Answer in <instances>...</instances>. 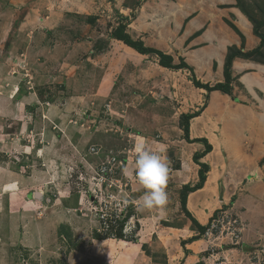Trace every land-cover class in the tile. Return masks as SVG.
<instances>
[{
  "label": "rangeland",
  "instance_id": "374dc122",
  "mask_svg": "<svg viewBox=\"0 0 264 264\" xmlns=\"http://www.w3.org/2000/svg\"><path fill=\"white\" fill-rule=\"evenodd\" d=\"M1 1L8 14L0 5V176L27 184L5 196L9 205L0 200V264H73L72 257L74 264H101L111 245L142 242L150 225L147 255L152 243L166 250L162 226L179 225L193 230L190 258L204 257L191 264H264V166L252 161V125L242 122L264 110V91L242 79L264 67V0ZM120 24L187 67H165L118 40ZM231 54L230 93L197 86L195 79L225 82ZM198 138L211 144L207 161V143ZM138 145L167 163L171 211H138ZM105 164L111 171L101 175ZM36 169L47 176L32 184ZM200 188L201 211L187 203ZM103 212L116 225L103 224ZM208 214L224 225L215 228L223 230L219 237L208 239L193 223L208 225ZM187 241H179L185 252ZM175 246L153 253L150 264L175 258Z\"/></svg>",
  "mask_w": 264,
  "mask_h": 264
},
{
  "label": "crops",
  "instance_id": "0c3cea01",
  "mask_svg": "<svg viewBox=\"0 0 264 264\" xmlns=\"http://www.w3.org/2000/svg\"><path fill=\"white\" fill-rule=\"evenodd\" d=\"M0 5L3 7V12H5L4 14H8V12H7L8 7H6V4L3 1H1ZM10 12L11 11L9 10V13ZM54 19L55 18L51 19V21H50L51 24H53L56 21V19H55V21H54ZM244 74L245 75L242 77V79H243L245 85L250 88V90H255V89L258 88V89H261V90L264 91V67H262V70H260V71L259 70H253V71H250L249 73L247 72V73H244ZM217 97L220 98V100H223V101L226 100L227 103L230 102V101L227 100V98L225 96H222L221 94H219V96L217 95ZM218 101H219V99H218ZM212 103H211L212 104V108L216 107L217 112H220L221 111L220 110L221 107H219V106H221L222 104L218 105V107H217L218 103L216 102V100H215V102H212ZM230 104L231 105H235L234 102H230ZM238 105H239V103H238ZM237 118L240 119L239 117H237ZM247 119H248V117L243 119L242 122L243 123H249L250 122V126L252 125L251 131L253 132L252 136H253V140H254V144L252 145L253 146V154H254L252 156V161H255L257 163H261L264 166V110H263L262 113L257 115L256 121L255 120L246 121ZM200 131L202 132V129ZM195 136H202V134H197ZM192 137H194V136H192ZM194 143L197 144V146H196L197 148H199L201 150L204 149V145H203L202 142L200 143V142L197 141V142H194ZM207 155L205 156L206 158L205 157L202 158V159H204L203 161H207V157H209ZM36 170L37 171L39 170V174H38V176H35V178L32 175V181H31L32 184L39 180V179H37L38 177L42 179V178H45L47 176V173L45 171H42L41 169H36ZM37 171H35V172L37 173ZM180 172L184 173V170H181ZM175 173H177V172H175ZM0 175H2V174H0ZM3 176H5V175H3ZM3 176H0L1 179H2V181L0 183V190L4 194H2V196L0 197V200H4V203L7 206V205H9V199L5 200V196H10V192L11 191H16V190L24 191L25 190L24 187H25V185L27 183L23 184L21 186V180H19L17 182V180L16 179L14 180V178L6 179ZM4 181L17 182V184H18L17 188H15V189L14 188H9L7 190H6V188H4V192H3V188L2 187H3V185L5 187V184H6V183L4 184ZM31 182H29L28 185H30ZM136 186L139 187V188L141 187L140 184H136ZM173 189L174 188L171 189L172 192H173ZM136 192L137 193H135V197L138 198V197H141L143 195L144 191L136 190ZM63 198H64V195H61L60 196V200L63 199ZM204 200H205V198H204V195L202 194L201 188H200L197 191H193V192L189 193L188 199H187V203H189V206L191 204H192V207L196 206L195 208H198L197 210L201 211V209H202L201 207L203 206ZM173 203L174 202L171 201V198L168 197L167 203L164 206L159 207L160 210H158V211H165V212L171 211V207L170 206H172ZM10 206L15 207L14 204H10ZM209 216H208V218H209ZM200 223H202V222H200ZM16 225L18 226V224H16ZM150 226H151V228L148 229L149 233H150L149 235H146V231H145V229L148 226L144 227V229L142 230L141 235H142V239H144L142 242L136 241V242H130V243H127V244L122 243V246H120V247H117L115 245L114 246L111 245L110 246V250L108 251V256L106 255V252H105V253H103V256H101L102 259L99 258L98 260L101 261V264H103V263L104 264H150V260L154 258V257L151 258V256H154L153 253H157V255L158 254H163L164 255V253H166V251L170 252L171 250H173L176 247L175 245H177V248L181 249V250L177 249V252H179V254L178 255L176 254L175 258L169 259L168 262H166V261L162 262L159 259L160 262L156 261L155 264H191V259H193V260L197 259L196 261H198V262L200 260L204 259L203 256L199 257V259H198V256L197 257L193 256V257L190 258V256L192 254L195 255L194 254L195 241H190V240L187 241L186 237L187 236L190 237L192 235L193 230L190 229L191 231H189L188 228H187L188 226L181 227L179 225L178 226H168V227L162 226L163 230L161 232V235H163L164 237L160 241H162V243H164L165 247H167L166 250L165 249L164 250H162V249L160 250L159 244L157 242L156 243H152L151 244L152 246H150L152 254L147 255V250H146V248H144L145 245L143 243L145 241H147L146 239H148V241L150 240V235L153 236V234H152V232H150V230L152 231L154 229V226H152V225H150ZM6 229L7 228H4L3 231L5 232ZM177 230L179 231L178 232L179 236H175L176 233H177L175 231H177ZM10 232H11V229H9L8 234ZM169 236H171V237H169ZM0 238H2V236ZM176 238H178V240H176ZM179 241H181V242L182 241H187L184 244L185 248H186V252L182 249L181 244H180ZM122 242H125V241L122 240ZM190 246H191V248H190ZM195 249H196V247H195ZM94 252L98 253V250L94 249ZM78 254H79V252H78ZM196 261H194L193 264H196ZM95 263H98V261H96Z\"/></svg>",
  "mask_w": 264,
  "mask_h": 264
},
{
  "label": "clouds",
  "instance_id": "9594fccd",
  "mask_svg": "<svg viewBox=\"0 0 264 264\" xmlns=\"http://www.w3.org/2000/svg\"><path fill=\"white\" fill-rule=\"evenodd\" d=\"M135 152L134 176L144 189L143 195L139 198L137 204L138 211L152 210L164 206L168 199L166 186L169 179V167L167 163L160 153L152 151L144 145L136 146ZM125 174H127V169H125ZM210 218H212V215ZM125 225L126 223L122 226L123 229ZM205 226L207 229L208 225L205 224ZM126 230L125 233H127ZM205 231L199 232L204 234ZM241 235L242 233L239 239H241ZM239 242H233V244H239Z\"/></svg>",
  "mask_w": 264,
  "mask_h": 264
},
{
  "label": "trees",
  "instance_id": "16d2710c",
  "mask_svg": "<svg viewBox=\"0 0 264 264\" xmlns=\"http://www.w3.org/2000/svg\"><path fill=\"white\" fill-rule=\"evenodd\" d=\"M125 28H126V25L120 24V26H118L115 29L114 36L118 40H121L124 43L128 44L129 46L135 48L140 53L156 55L159 58L160 64L165 66V67H169V68L187 67V63L182 59L178 64H173V56L172 55L164 53L163 51L158 50V49L145 47L144 43L141 40H134L133 38H131L130 35L125 31ZM235 55L236 54H231V55L227 56V59L225 62V71H224L225 72V82H218V83L211 86L208 83H203L199 79H195V83L197 84V86L206 88L208 91L221 90L222 92L230 93L231 92V68L230 67H231L232 59ZM186 123H187V125L185 126V132H186V136L188 137L189 127H188V122H186ZM202 139L204 141H206V143H207L206 150L203 152V155H206L210 151L211 144L207 141L206 138H198L197 140H202ZM203 165L206 166V164H204V163H203ZM201 175H203V176H201L202 180L199 183V185L197 186V188L202 186V184H203L202 182L204 181V178H205L203 171H201ZM186 188H187V186H186ZM185 199L186 198H184V200ZM192 220H193L194 225H196L198 227V230L200 232H204L206 230L205 225L200 224L194 218H192ZM117 237H122L121 233H119V235Z\"/></svg>",
  "mask_w": 264,
  "mask_h": 264
},
{
  "label": "built area",
  "instance_id": "2783aa9c",
  "mask_svg": "<svg viewBox=\"0 0 264 264\" xmlns=\"http://www.w3.org/2000/svg\"><path fill=\"white\" fill-rule=\"evenodd\" d=\"M91 150L92 151H96V148L95 147H92L91 148ZM109 171H111V166H109V164H105V166H103V168H101L100 169V172L102 173L101 175H104V174H108V172ZM116 202V201H115ZM226 213V212H225ZM228 213H226V215H227ZM102 217H101V222L104 224V223H107L108 225H110L111 227H113L114 225H116V223H117V218H115V216H112V215H110V212H109V217H108V215L107 214H105L104 212H103V214L101 215ZM218 217V215L217 216H212V221L211 222H209V224H208V227H207V229H206V231H205V234L207 235V238L208 239H211L212 237H214V238H216L217 236L219 237L222 233H223V230H220L222 233H220V235H217L216 234V232H215V228H217L218 230H219V226H223L224 227V225L223 224H218L219 223V218H217ZM217 220H218V222H217ZM234 223L235 224H238V220H234ZM237 226V225H236ZM110 227V228H111ZM209 227H211L212 229H210ZM231 231V233H232V230H230ZM216 234V235H215ZM232 237H235V238H238L235 242L237 243V242H239V238H240V230L236 233L235 231H233V235H232Z\"/></svg>",
  "mask_w": 264,
  "mask_h": 264
},
{
  "label": "bare ground",
  "instance_id": "6f19581e",
  "mask_svg": "<svg viewBox=\"0 0 264 264\" xmlns=\"http://www.w3.org/2000/svg\"><path fill=\"white\" fill-rule=\"evenodd\" d=\"M54 169V168H53ZM49 173V172H48ZM53 178V177H52ZM17 188V183L16 182H12V181H8L6 184H5V187L4 188H6V190L7 189H9V188ZM74 255V254H73ZM77 256V255H76ZM72 260H73V264H74V262H75V260H74V258L72 257Z\"/></svg>",
  "mask_w": 264,
  "mask_h": 264
},
{
  "label": "water",
  "instance_id": "95a60500",
  "mask_svg": "<svg viewBox=\"0 0 264 264\" xmlns=\"http://www.w3.org/2000/svg\"><path fill=\"white\" fill-rule=\"evenodd\" d=\"M37 194H40L39 192Z\"/></svg>",
  "mask_w": 264,
  "mask_h": 264
}]
</instances>
